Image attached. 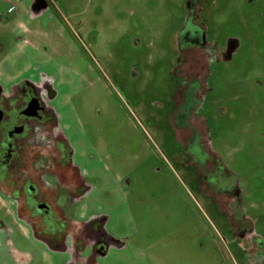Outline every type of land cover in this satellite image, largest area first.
<instances>
[{
  "label": "rangeland",
  "instance_id": "1",
  "mask_svg": "<svg viewBox=\"0 0 264 264\" xmlns=\"http://www.w3.org/2000/svg\"><path fill=\"white\" fill-rule=\"evenodd\" d=\"M31 1L0 0L2 68L56 94L51 105L90 186L64 202L72 224L107 217L103 233L125 245L100 257L81 237L63 250L12 219L0 230V264H264V0H209L218 43L241 46L211 65L197 112L238 178L230 206L254 219L256 245L236 242L185 164V128L172 111L191 0H52L37 15Z\"/></svg>",
  "mask_w": 264,
  "mask_h": 264
},
{
  "label": "flooded vegetation",
  "instance_id": "2",
  "mask_svg": "<svg viewBox=\"0 0 264 264\" xmlns=\"http://www.w3.org/2000/svg\"><path fill=\"white\" fill-rule=\"evenodd\" d=\"M51 2L32 0L31 10L37 15ZM208 5L209 0L187 2L178 43L179 76L185 83L175 97L172 113L185 128L186 152L191 159L185 164L192 166L200 190L220 207L236 242L261 244L260 237L250 235L254 219H248L240 207L230 206L231 200L241 198L238 178L210 148L208 121L197 113L208 89L211 65L229 63L241 46L234 37L218 43L209 19L213 22L219 13L213 8L208 11ZM4 49L0 43V230L6 220L25 222L37 236L59 244L63 250L67 249L66 240L91 237L94 254L106 256L111 244L125 245L103 233L107 217L81 215L79 219L84 221L72 220V224L64 209L66 200H79L88 194L90 186L51 105L56 94L48 85L41 87L29 79L16 82L11 73H5L1 59Z\"/></svg>",
  "mask_w": 264,
  "mask_h": 264
}]
</instances>
